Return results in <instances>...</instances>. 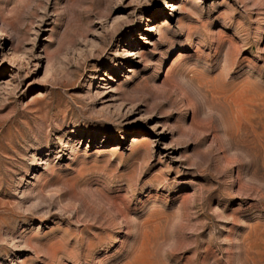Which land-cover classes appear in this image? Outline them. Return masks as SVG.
I'll use <instances>...</instances> for the list:
<instances>
[{"label": "rangeland", "instance_id": "374dc122", "mask_svg": "<svg viewBox=\"0 0 264 264\" xmlns=\"http://www.w3.org/2000/svg\"><path fill=\"white\" fill-rule=\"evenodd\" d=\"M0 264H264V0H0Z\"/></svg>", "mask_w": 264, "mask_h": 264}]
</instances>
